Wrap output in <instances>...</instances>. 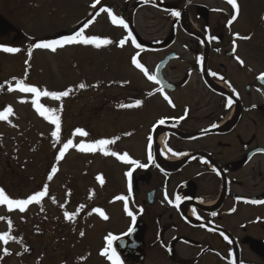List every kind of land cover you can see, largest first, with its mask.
<instances>
[{
  "label": "flooded vegetation",
  "instance_id": "flooded-vegetation-1",
  "mask_svg": "<svg viewBox=\"0 0 264 264\" xmlns=\"http://www.w3.org/2000/svg\"><path fill=\"white\" fill-rule=\"evenodd\" d=\"M237 3L233 20L227 0H121V18L129 25L122 28L134 52L135 102H142L133 109L147 130L137 136L138 147L121 150L146 165L121 160L120 196L128 197V209L122 200L121 209L127 218L128 210L136 216L128 230L140 225L145 237L149 230L145 254L156 253L153 264H264V203L251 202L264 201V48L250 47L253 18ZM134 57L160 83L149 80ZM60 151V144L51 151L28 145L23 174L29 166L43 167L48 152L47 162L58 168ZM36 192L15 195L26 199ZM29 227L28 221L21 226L23 232Z\"/></svg>",
  "mask_w": 264,
  "mask_h": 264
},
{
  "label": "rangeland",
  "instance_id": "rangeland-1",
  "mask_svg": "<svg viewBox=\"0 0 264 264\" xmlns=\"http://www.w3.org/2000/svg\"><path fill=\"white\" fill-rule=\"evenodd\" d=\"M238 1L243 16L247 7L253 18L250 47L264 48V0ZM101 9H111L121 18V0H0V19L8 26L0 36V45L20 49L15 53L0 50V111L13 108L8 120H0V187L11 199H19L15 194L22 192L34 193L40 185L48 187L41 204L27 213L0 205V233L16 237L7 244L0 241V264H110L102 255L108 247L107 237L120 238L132 222L123 213L121 200L116 199L124 184L119 156L122 149L138 147V137L144 138L147 130L138 125L133 107L121 106L133 105L136 100L132 46L122 26L113 24L109 13ZM89 19L92 21L84 34L111 39L112 44L100 48L70 44L57 47L55 52L35 47L42 41L75 34ZM145 25L141 32H145ZM121 39L126 40L123 47L119 46ZM21 80L41 91H69L59 100L45 96L39 99L40 104L56 109L60 116L59 141L52 136L55 125L32 103L35 95L16 88ZM80 84L85 87L80 88ZM77 128L88 135L81 137ZM69 139L76 145L114 140L106 150L118 155H104L100 150L80 152L73 147L65 152L58 163V174L51 181L49 152L43 167L36 171L35 166H29L28 173L23 174V155L28 145L51 151L60 144L62 150ZM98 177L103 178V184ZM96 208L103 210L108 219L96 213ZM65 212L75 213L73 220H68ZM25 221L30 227L23 232ZM148 221H142L147 228ZM141 237L150 244L149 230L146 237ZM28 246L33 248L30 255L26 252ZM5 249L10 254L6 255ZM155 254H149L144 264H153Z\"/></svg>",
  "mask_w": 264,
  "mask_h": 264
},
{
  "label": "snow or ice",
  "instance_id": "snow-or-ice-1",
  "mask_svg": "<svg viewBox=\"0 0 264 264\" xmlns=\"http://www.w3.org/2000/svg\"><path fill=\"white\" fill-rule=\"evenodd\" d=\"M97 3H99V0H96ZM227 3L232 6V8L235 10V15H233L232 19L235 20L236 16L239 14V5L237 3V0H227ZM93 7H95V4H93ZM101 11H107L109 15L111 16V22L116 25H120L123 28H129L128 23L125 22L123 18L118 17L117 15L112 14L111 9H101ZM174 17H179L181 13L179 11H172L171 13ZM239 36V34H237ZM129 37L131 38L132 43L136 44V47L139 48L140 44L136 43L135 37L132 36L131 31H129ZM244 39H248L250 37H243ZM211 39H217L216 37H211ZM126 40L121 39L119 41V46L123 47L125 45ZM113 41L111 39H101L99 37H89L84 34V29L81 28L80 30L76 31L75 34L73 35H67L63 36L59 39H53V40H47V41H42L37 44H35V47L38 49H50L53 52L57 50V47H62L64 45H70V44H85V45H95L97 48H100L102 45H110L112 44ZM0 50H3L5 52H11L15 53L18 52L20 49L15 48V47H7L4 45H0ZM29 56H31V51H29ZM201 61H203V57L200 58ZM236 59L243 65L244 61L240 59L239 57H236ZM133 64L140 69L144 74L148 77L149 80L156 81L157 83H160V81L157 79V76L155 75H149L148 74V69L145 68V66L140 63V61L137 58H133ZM212 75H216V73H212ZM260 79L264 81V74L260 76ZM80 88H84V84L79 85ZM16 88L23 93H32L35 95V99L32 101V103L36 106V110L39 112V114L45 119L49 120L53 125H55V131L52 132V136L56 138L57 141L60 139V133H61V119L60 116L57 114L56 109H51V108H46L42 104L39 103V99L41 96L45 97H52L53 99L59 100L63 97H67L69 95V91H61V92H48V91H41L39 88L34 87V86H29L25 84L23 80L19 81L16 85ZM9 90H13L11 87ZM159 90H163L162 88ZM165 99L169 101V103H172L170 98L165 96ZM232 99L229 98L227 103L228 106H231L232 104ZM141 101L137 100L135 102V105H121L122 107H133V106H140ZM13 113V108L11 106H8L5 110L0 111V120H8V117L10 114ZM160 124L165 123V121L162 119L159 121ZM76 133L80 135L81 137L87 136L88 133L84 131L81 128H77ZM118 139V138H117ZM115 141L110 140V139H100L92 143H84L81 142L78 145L74 144L71 139H69L66 143L63 144L62 150L59 152L58 159H62L65 155V152L69 148L76 147L80 152H95L97 150L103 151L104 155H112V156H117L118 154L116 152H108L106 150V146L113 144ZM264 151V150H262ZM152 158L151 154V145H149V159ZM119 159L122 161L129 163L131 165H134L137 168H144L146 167L145 164L140 163L138 160L132 159L128 156V154H124L119 156ZM57 168L53 167L51 169V174L48 176V180L51 181L53 178V175L57 172ZM133 172L128 171L127 172V177H128V188L129 191H131V178H132ZM100 180V183L103 184V178L98 177ZM48 193V187L47 185L43 186L42 191H37L34 195H30L26 199H11L9 198L8 195L5 194V190L3 187H0V205H7L8 209L11 211L14 208L18 209L20 212H25L27 210V206L32 204L33 202L39 203L41 198H43L46 194ZM55 199V198H53ZM116 199L122 200L125 202V208L128 209V197L127 196H118ZM181 200L180 196H176V201H177V207L179 206V201ZM252 203H264V201H256L253 200L251 201ZM81 208H83V205H81ZM96 213H98L100 216H102L104 219H108V216L105 214V212L99 208L94 209ZM235 211V209H233ZM127 214L129 217L132 218L133 225L135 224L136 216L134 215L133 211L128 210ZM65 217L68 220H73L75 213H69L65 212L64 213ZM213 216L216 215V213H212ZM9 226L11 227V221H8ZM133 229H129V233H131ZM84 233L81 232V236H83ZM16 237L11 235L9 232H4L0 233V241H3L5 244H7L10 240H15ZM118 239L116 236L109 235L107 237V243L108 247L104 249L102 255H105L108 257V259L112 262V264H123V261L120 258V255L116 251L115 247L113 246L114 241ZM171 252V248L168 249ZM5 254H10L8 253V250L5 249ZM110 253V254H109ZM235 264V262H234Z\"/></svg>",
  "mask_w": 264,
  "mask_h": 264
},
{
  "label": "water",
  "instance_id": "water-1",
  "mask_svg": "<svg viewBox=\"0 0 264 264\" xmlns=\"http://www.w3.org/2000/svg\"><path fill=\"white\" fill-rule=\"evenodd\" d=\"M7 27V24L0 20V31L6 32ZM141 230L142 227L136 225L131 233L116 240L114 247L122 260L144 264L146 258V246L140 236Z\"/></svg>",
  "mask_w": 264,
  "mask_h": 264
}]
</instances>
